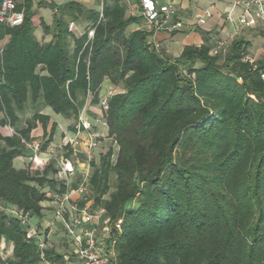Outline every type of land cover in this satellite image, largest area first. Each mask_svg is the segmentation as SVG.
<instances>
[{
    "label": "trees",
    "instance_id": "obj_1",
    "mask_svg": "<svg viewBox=\"0 0 264 264\" xmlns=\"http://www.w3.org/2000/svg\"><path fill=\"white\" fill-rule=\"evenodd\" d=\"M16 1L24 24L0 25V243L12 248L0 264H43L39 239L28 238L13 212H29L41 228L46 191H68L56 178L57 160L14 166L29 155L23 141L49 123L44 108L75 121L72 133L84 110L94 128L107 124L112 146L92 163L88 199L123 219L115 264H264V59H247L251 43L238 38L213 55L201 32L199 45L173 57L132 30L143 20L126 0H104L102 10L41 0L39 9L54 10L51 25L41 19L52 37L41 43L34 1ZM73 25H83L80 37ZM105 81L115 87L107 109ZM56 129L45 131L42 151ZM62 237L61 245L50 239L47 259L74 264Z\"/></svg>",
    "mask_w": 264,
    "mask_h": 264
},
{
    "label": "built area",
    "instance_id": "obj_2",
    "mask_svg": "<svg viewBox=\"0 0 264 264\" xmlns=\"http://www.w3.org/2000/svg\"><path fill=\"white\" fill-rule=\"evenodd\" d=\"M102 3L104 0H100ZM238 11V13H236ZM131 14L141 17L140 29L150 34L149 43L161 50L159 43L154 41V35L159 32L178 33L185 29L186 23L178 14L174 4L160 3L158 0H140L138 8H131ZM212 16L210 10L198 18L197 25L203 26ZM226 20L235 28L242 30H259L264 32V0H232L227 11ZM25 22L24 10H18L16 0H0V25L16 28ZM94 32H90L93 38ZM219 47L224 46L219 42ZM264 78V75H263ZM107 109V103L104 104ZM97 123L107 128L103 120ZM11 135L14 131L10 128ZM73 137L67 139L65 148H71L72 158L61 157L58 160L57 180L63 182L68 191L66 193L46 191L47 202L53 208V215L46 221V225L39 228L33 226L32 217L24 210L13 213L21 220L22 225L29 230L28 238L39 239L40 258L43 264H57L49 261L46 249L50 239L61 233L67 237L76 259L74 264H115L117 259L115 233L122 231L123 219L113 221L105 209L94 210L89 201V182L92 173V163L96 161L95 150L99 146L98 134L94 132V123L81 112L77 124V131ZM86 134V136H83ZM31 151L30 162L40 164L50 160L42 154L41 145L37 142L23 141ZM117 147V142L114 141ZM78 182V187L73 184ZM86 202L82 205V202ZM70 264V257H65Z\"/></svg>",
    "mask_w": 264,
    "mask_h": 264
},
{
    "label": "crops",
    "instance_id": "obj_3",
    "mask_svg": "<svg viewBox=\"0 0 264 264\" xmlns=\"http://www.w3.org/2000/svg\"><path fill=\"white\" fill-rule=\"evenodd\" d=\"M34 8L33 10L36 12V15L33 19L35 25V35L37 39L41 43H48L51 41L52 37L44 34L43 29L40 26L41 19L44 20L43 16L39 13L41 10L49 11L51 14V21H45L46 24L51 25L53 22L54 10L51 8H43L39 9L38 4L41 0H33ZM48 3H53L56 5L66 4L71 1L81 3L87 9H96L102 10V2L100 0H46ZM129 6V10L131 8H138L140 5V0H126ZM160 3L164 4H174L176 9L178 10V14L182 18V20L186 23V27L184 30L178 33H168V32H159L154 35V41L161 45L162 51H165L169 55L173 57H179L185 46L188 44H197L199 45L202 42V34L206 33L211 40V43L214 45L212 54H218L222 52H226L231 43L238 39L244 38L245 40L251 43V46L248 50L247 59L251 62H255L261 59H264V32L259 30H242L241 32H236L235 28L231 26L226 20L227 11L230 9L232 0H158ZM206 10L211 11V18L208 19L207 23L203 26H198L197 21L200 16H202ZM130 12V11H129ZM131 13V12H130ZM238 13V11L236 12ZM73 31L77 36H81L83 32V25H73ZM140 26L135 25L132 30L139 29ZM219 42H223L224 46L219 47ZM5 44L2 43V45ZM115 92L114 85L111 84L110 81H105L101 91V102L100 104H105L110 96ZM98 109L95 108V112L98 113ZM28 115L34 114V109L30 107L26 110ZM40 113L49 116L50 121L47 124L46 128H44L41 124H38L37 128L32 133V141L37 142L41 146L44 143V134L45 131L49 132L52 125L56 124L57 129L55 132L54 140L49 145V147L42 151V154L45 158L49 160H58L55 154L56 147L59 146L68 138L73 137L75 134L69 131L70 126L75 124V121L68 120L63 118L60 115H56L51 108H44L40 110ZM8 128L3 131L7 133ZM94 132L98 134V141H100L98 148L95 150V158H98V152L102 148V144L110 141L108 136V130L106 127L102 125H98L94 128ZM86 136V134H83ZM102 141V143H101ZM103 154V153H102ZM30 156L31 151H29V155L22 156L14 161L19 162L21 164V168H17L18 170H25L28 168L30 164ZM43 207V218L40 220V227L46 225V221L51 218L53 215V208L49 202L42 203ZM63 234L59 233L55 237L52 238H63Z\"/></svg>",
    "mask_w": 264,
    "mask_h": 264
},
{
    "label": "rangeland",
    "instance_id": "obj_4",
    "mask_svg": "<svg viewBox=\"0 0 264 264\" xmlns=\"http://www.w3.org/2000/svg\"><path fill=\"white\" fill-rule=\"evenodd\" d=\"M41 16H43V18H44V20L45 21H48V22H50L51 21V14H50V12L49 11H46V10H41L40 11V13H39ZM223 53V52H222ZM220 54L221 56L223 55V54ZM218 54H219V52H218ZM89 101V100H88ZM103 104V103H102ZM6 134H11V132H10V130H7V133ZM44 136V135H43ZM66 142L64 141L60 146H59V148L58 147H56V149H55V154L53 155V156H56V158L57 159H60L61 157H66V155H67V151H69V150H67V148H65V146H64V144H65ZM99 143H100V141H99ZM101 143H102V141H101ZM112 146V141H108V142H104L103 144H102V148H101V150L98 152V158L97 159H95L97 162L99 161V159H100V157L104 154V153H106L107 151H108V149H109V147H111ZM117 149V148H116ZM103 153V154H102ZM15 166L17 167V168H21V164L19 163V162H15ZM38 222H39V219H33L32 220V224L33 225H37L38 224ZM62 238H52V243H54V244H57V245H61V242H60V240H61ZM12 248L11 247H8V246H6L5 244H4V242L2 241L1 243H0V253H3L4 254V256H8V255H10L11 254V250Z\"/></svg>",
    "mask_w": 264,
    "mask_h": 264
}]
</instances>
